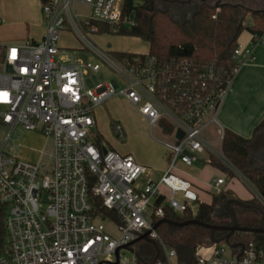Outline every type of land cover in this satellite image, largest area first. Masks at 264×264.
Instances as JSON below:
<instances>
[{
	"label": "built area",
	"instance_id": "built-area-1",
	"mask_svg": "<svg viewBox=\"0 0 264 264\" xmlns=\"http://www.w3.org/2000/svg\"><path fill=\"white\" fill-rule=\"evenodd\" d=\"M124 4L125 0H46L41 3V38L4 48L0 71V129L5 128L3 133L0 130V264H177L175 250L153 228V221L164 218L162 207H155L154 202L163 197L175 213L192 210L196 191L174 169L177 161L191 166L203 152L242 179L264 210V195L221 150L224 129L216 115L231 81L223 68L213 63L160 61L148 53L118 58L111 50L96 47L91 37L100 33L98 24L115 30L133 24V18L123 13ZM76 5H83L85 12H77ZM244 23L251 24V18ZM63 31L79 41L77 52L60 50ZM252 39L262 41V36L252 34ZM251 45L237 44L231 55L236 65L254 58ZM85 52L97 60L75 57ZM7 64L10 72L5 71ZM102 66L115 76L88 87L86 79ZM115 97L136 108L151 137L158 127L173 138V142L160 141L168 150V164L157 181L132 155L106 146L97 136L87 139L96 123L95 108ZM211 125L217 126L218 144L205 136ZM18 127L39 133L45 145L51 144L46 163L45 145L36 162L19 161L12 149L7 150ZM112 132L124 141L120 123L112 124ZM222 183L223 178L213 179L215 192ZM143 233L157 246L155 260L140 256L144 260L140 262L134 254L138 252L130 242ZM242 243L240 257L238 249L223 241L199 244L194 249V264H264V244Z\"/></svg>",
	"mask_w": 264,
	"mask_h": 264
},
{
	"label": "trees",
	"instance_id": "trees-1",
	"mask_svg": "<svg viewBox=\"0 0 264 264\" xmlns=\"http://www.w3.org/2000/svg\"><path fill=\"white\" fill-rule=\"evenodd\" d=\"M45 1L40 0L41 3ZM156 3L158 2L153 0H125L123 13L133 18V24L117 26L116 30L111 26L98 24L99 32H113L140 38L147 43V53L160 61L185 60L196 64L213 63L223 68L226 79L230 80L238 68V65L232 61L231 55L238 44L237 39L240 33L246 30L251 34L262 35L264 32V13H249L238 6L216 8L214 3L208 0L200 3L199 10L192 18H186L182 24V19L173 15L170 9H164L162 4L158 6ZM263 7H253L252 9ZM248 14L251 16V24L244 23ZM4 48L0 46V71ZM111 52L118 58H131L138 55L122 51ZM97 138L102 141L100 137ZM260 148L264 150V117L254 127L249 138H243L224 129L221 141L222 153L252 187L264 195V165L253 164L251 159L252 153ZM209 162L215 167L227 170L212 156H209ZM228 198H231L228 191L213 192L209 203L199 202L195 211L187 208L181 213L172 211L164 202L163 197H158L154 205L162 207L166 220L182 222L195 218L208 224L230 225L231 217L216 218L214 215V209ZM250 202L256 203L254 200ZM231 207L236 212L238 225L260 227L262 218L256 210L233 203ZM156 231L166 246L175 250L177 264H194L195 247L199 244L209 243L210 231L200 225L188 224L181 228H173L166 223H160L156 227ZM221 233H225V231ZM218 236H222V234L219 233ZM231 240L235 242L253 240L257 246L262 247L264 235L235 232ZM133 246L144 258L152 259L155 256L153 245L147 241L138 240ZM158 258L161 257L158 256Z\"/></svg>",
	"mask_w": 264,
	"mask_h": 264
},
{
	"label": "crops",
	"instance_id": "crops-1",
	"mask_svg": "<svg viewBox=\"0 0 264 264\" xmlns=\"http://www.w3.org/2000/svg\"><path fill=\"white\" fill-rule=\"evenodd\" d=\"M220 1L228 3L247 2V0ZM254 2L256 4H253ZM247 3L259 7L264 5V0H250ZM0 20L1 47L22 45L28 40L37 41L41 38L43 33V18L40 0H0ZM261 36L262 41H253L250 32L244 30L240 33L237 43L244 47H248L252 43L251 50L253 51L254 58L238 66L226 89V93L219 104L216 115L217 123L223 129L231 131L243 138H249L254 127L264 117V32ZM141 119L146 122L142 117ZM216 129L217 126H215L214 133H211L214 137H210L206 134L205 136L213 143L218 144ZM0 130L1 133H3L5 128L1 127ZM16 131H19V134L22 132V138L20 140L16 136V139H13L10 149L17 150V152L27 150L30 152V155H23L25 158L35 160L38 157L37 159H39L40 152L43 148V146H40V139L42 136L39 133L25 131L19 127L13 132V134ZM15 141H18V143L16 144ZM162 149L163 152H161V155L157 158L161 167H157L161 171L159 178L165 172L168 164V151L165 147ZM22 152L20 153L21 155L23 154ZM122 154L132 155L139 164L143 165L141 163V156H134L132 153ZM200 154H198L199 156L197 155L196 160L194 161L197 162L194 168V176L192 174V176H186L183 173H179L176 165L174 169L175 174L188 180L196 191L197 200L191 205L192 207H195L196 209L199 202H210L211 194L215 192L210 181L217 178H223V183L218 187L223 188L219 189V191H228L231 194V198L239 199L244 202H250L251 200L255 201L250 188L242 179L233 175L228 170L225 171L211 165L208 161L209 156L207 153L205 156H201ZM251 159L253 164L264 165L263 148L254 151ZM179 163L182 164L181 162ZM183 166L186 168L192 167V165ZM217 169L224 172V174L221 172L219 173ZM153 173L151 172V176L154 181H157L159 178L155 180V175H153ZM162 192L165 195H168L169 193L165 187H162ZM256 204L258 203L256 202Z\"/></svg>",
	"mask_w": 264,
	"mask_h": 264
},
{
	"label": "rangeland",
	"instance_id": "rangeland-1",
	"mask_svg": "<svg viewBox=\"0 0 264 264\" xmlns=\"http://www.w3.org/2000/svg\"><path fill=\"white\" fill-rule=\"evenodd\" d=\"M250 0H247L249 2ZM257 1V0H256ZM211 2L215 3L214 0ZM246 1L240 2L243 3L246 7L253 8L251 4H248ZM239 3V2H232ZM158 6H161L159 3H156ZM253 4H256L255 2ZM263 7V6H259ZM85 7L83 5H76V11L84 13ZM251 16L248 14L245 17V21H247ZM92 40L94 41L97 48L100 50H111V51H122V52H130L134 54H145L147 53L148 46L147 43L137 37L127 36L117 33L110 32H102L96 33L92 35ZM58 45L61 48L60 50H67L71 52H77V48L80 47L79 41L68 31H63L59 35ZM77 59L82 60H90L96 61V57L88 52L79 53L75 56ZM2 69V68H1ZM115 76V74L105 66L101 67V70L93 74L91 73L89 77L86 79V85L88 87H92L97 82L106 81L107 79ZM96 116V117H95ZM94 117L96 119L95 125L90 129V132L87 134V139L92 141L94 136L100 137L101 140L106 144V146L116 149L120 153H132L134 156H141V163L146 165L150 169V171L155 175L154 179H158L161 171L158 168H161L157 158L163 152L164 145L161 142H173V138L169 135H166L159 131L158 127H154L152 130L153 137L150 136L148 125L144 122L139 116L136 108L128 103L125 99L121 97H115L111 100H108L104 103V105L98 106L94 110ZM121 123L126 131L124 141H120L115 137L112 132V124L113 123ZM215 126H209L204 133L209 135L210 137H214L211 133H214ZM21 140L22 132L16 131L11 139L7 142L6 148L9 150L13 143V139ZM42 136V135H41ZM161 141V142H160ZM17 144L18 141H15ZM45 139L42 136L40 139V146H44ZM51 144L47 143L45 145L46 155L43 158V162H47V154H49L51 149ZM18 147V146H17ZM15 154H17V159L19 161H30L36 162L38 157L35 160L25 158L24 156H29L30 152L24 150L22 155L21 152L17 150H13ZM168 151V150H167ZM163 154V153H162ZM205 152L200 154L201 156H205ZM260 154V153H259ZM24 155V156H23ZM199 156V155H198ZM138 162V161H137ZM197 162L192 164L191 168H186L178 161L176 163L177 170L179 173H183L184 175L190 176L191 174L194 176V168ZM159 166V167H158ZM158 167V168H157ZM218 170V169H217ZM219 173L224 172L218 170ZM191 175V176H192ZM217 177V176H215ZM203 178V175H202ZM212 188L215 190L213 185V180L210 181ZM223 187H220L221 189ZM246 189V188H245ZM162 191V188H160ZM247 190V189H246ZM248 191V190H247ZM192 210H195V207H192ZM161 238V237H160ZM124 256L130 258L132 256L131 253L123 252Z\"/></svg>",
	"mask_w": 264,
	"mask_h": 264
},
{
	"label": "water",
	"instance_id": "water-1",
	"mask_svg": "<svg viewBox=\"0 0 264 264\" xmlns=\"http://www.w3.org/2000/svg\"><path fill=\"white\" fill-rule=\"evenodd\" d=\"M153 1L162 2L163 4H166L163 6V8L169 9V7L167 6V2H169V3L176 2L179 4H187V3H189L190 0H187V1H183V0H153ZM205 1H207V0H198L197 2H194L193 7H192V11L190 12V15H189L190 18H192V16L199 10L200 3L205 2ZM214 6L216 8H218L220 6H230V7L238 6L242 9L246 10L249 13H253V12L264 13V7L259 8V9H252V8L246 7L243 3H228V2H221L220 0H215ZM185 19H186V13L183 15L182 24L184 23ZM5 71H7V72L11 71L10 65L7 64L5 66ZM180 136H181V132L178 131L177 137H180ZM232 203L239 205L241 207H246V208H251V209L256 210L262 218L260 227L253 228V227H246V226L238 225L236 212L231 207ZM220 212H222V213H220ZM214 215L216 218H220V217L229 218V217H231L232 223L230 225H223V224H218V223L208 224V223H204L202 221H199L198 219H195V218L184 220L182 222H177V221L166 220L165 218H161L156 223H154L153 228L155 229L160 223H166L167 225H169L173 228H181V227L186 226L188 224H195V225H200V226L206 227L210 231L209 243H218V242L223 241L224 244H226L229 248L238 249L237 257L241 256L244 245L242 242H235V241L230 240V236L233 233H235V232H250V233H260V234L264 235V210L261 209L260 206L257 205L256 203L244 202V201H241V200L235 199V198H228L224 202L219 204L218 207H216L214 209ZM223 231H225L226 234H224L222 236H218L219 233H221ZM215 233H216V235H215ZM138 240H144V241H147L153 245L154 249L156 250V254L153 257V260H155L157 257V246H156L155 242L148 237L147 233H143V234L139 235L137 238H135L133 241H131L130 244H133ZM126 247L127 246H123L122 248H126ZM128 249L130 251H132V248H128ZM134 254L140 262L144 261L143 258L140 257V255H138V253L135 252ZM115 255H116V257H118V249H116ZM116 263L117 262H114L111 264H116Z\"/></svg>",
	"mask_w": 264,
	"mask_h": 264
},
{
	"label": "flooded vegetation",
	"instance_id": "flooded-vegetation-1",
	"mask_svg": "<svg viewBox=\"0 0 264 264\" xmlns=\"http://www.w3.org/2000/svg\"><path fill=\"white\" fill-rule=\"evenodd\" d=\"M183 1H187V0H183ZM197 1L198 0H190L189 3H187V4H179V3H176V2H171V3L167 2V6L169 7V9H170V11L172 12L173 15H175L178 19L179 18L183 19V15L185 13H186V18L189 17L190 12L192 11L193 4H194V2H197ZM156 2H158V1H156ZM158 3L160 5L162 4V6L166 5V4H163L162 2H158ZM220 213H222V212H220ZM220 234L224 235V234H226V232L225 233H220ZM233 234L230 236V240H231Z\"/></svg>",
	"mask_w": 264,
	"mask_h": 264
}]
</instances>
